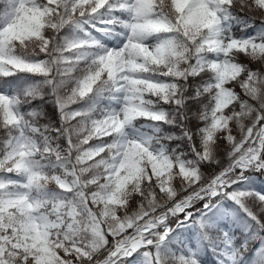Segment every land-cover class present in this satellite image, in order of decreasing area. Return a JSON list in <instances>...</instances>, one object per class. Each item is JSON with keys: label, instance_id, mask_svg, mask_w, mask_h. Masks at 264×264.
I'll return each instance as SVG.
<instances>
[{"label": "snow or ice", "instance_id": "1", "mask_svg": "<svg viewBox=\"0 0 264 264\" xmlns=\"http://www.w3.org/2000/svg\"><path fill=\"white\" fill-rule=\"evenodd\" d=\"M250 244L264 264V0H0V264Z\"/></svg>", "mask_w": 264, "mask_h": 264}, {"label": "trees", "instance_id": "2", "mask_svg": "<svg viewBox=\"0 0 264 264\" xmlns=\"http://www.w3.org/2000/svg\"><path fill=\"white\" fill-rule=\"evenodd\" d=\"M237 32L239 31V29H236ZM251 31V30H249ZM255 61L252 62L253 65H255ZM41 79V77H31L30 79V83H35L36 81H39ZM34 104H40L41 102L39 100L33 101ZM42 108H47L48 111L50 113H54L55 112V108L53 105H51L50 103L48 105H42ZM135 123V122H134ZM139 123H144V122H139ZM256 177H254L255 179ZM178 231H182V229H179ZM178 239V238H177ZM258 247L257 244H250V251H248L246 253V258L244 260V264H257V256L254 255V250L255 248Z\"/></svg>", "mask_w": 264, "mask_h": 264}, {"label": "rangeland", "instance_id": "3", "mask_svg": "<svg viewBox=\"0 0 264 264\" xmlns=\"http://www.w3.org/2000/svg\"><path fill=\"white\" fill-rule=\"evenodd\" d=\"M194 243L197 249H200L201 245H200V240L198 236H194ZM201 255H203V252L201 251L200 253ZM209 256H211V253L209 252Z\"/></svg>", "mask_w": 264, "mask_h": 264}]
</instances>
